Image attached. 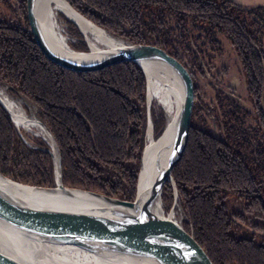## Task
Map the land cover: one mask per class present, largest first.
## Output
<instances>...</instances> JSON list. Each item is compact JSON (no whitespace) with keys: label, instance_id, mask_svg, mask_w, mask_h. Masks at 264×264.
Here are the masks:
<instances>
[{"label":"trees","instance_id":"16d2710c","mask_svg":"<svg viewBox=\"0 0 264 264\" xmlns=\"http://www.w3.org/2000/svg\"><path fill=\"white\" fill-rule=\"evenodd\" d=\"M66 1L111 35L161 47L185 66L195 93L190 133L171 172L173 184L163 186L162 208L167 214L177 207L183 229L213 264H264V0ZM2 6L0 87L34 107L55 138L63 185L134 201L148 123L143 68L129 61L84 73L60 67L37 46L26 0H2ZM66 23L82 42L73 48L88 51L77 26ZM220 38L230 44L244 76L250 100L238 106L245 112L241 118L233 95H226L230 87L213 85L206 76L211 70L204 59L209 64V53L222 50ZM197 73L210 91L199 85ZM150 111L156 139L167 118L154 104ZM33 143L21 138L0 102L1 174L54 187L48 143Z\"/></svg>","mask_w":264,"mask_h":264},{"label":"water","instance_id":"95a60500","mask_svg":"<svg viewBox=\"0 0 264 264\" xmlns=\"http://www.w3.org/2000/svg\"><path fill=\"white\" fill-rule=\"evenodd\" d=\"M41 2L42 0H26V18L37 46L48 61L81 73L100 71L127 61L140 66L162 64L178 78L182 97L178 98V106L173 117L167 118L163 133L154 139L151 100H148L149 92L146 88L147 133L149 130L152 133L151 144L154 143L156 169L154 180L148 186L140 187L147 153L153 151L146 144L141 153L134 201L121 200L91 190L65 187L61 180V158L56 140L47 127L35 117L44 136L49 140L48 152L53 160L55 186L45 188L22 184L1 172L0 177L44 197L48 195L56 200L81 203L73 205L58 201L54 204L40 205L17 196L13 197L0 188V224L9 226L17 232L43 236L56 242L82 245L110 253L120 252L132 257L151 259L157 264H212L192 234L183 229L181 221L173 218V209L166 214L162 208L163 186L166 182L173 184L171 172L184 155L190 133L195 98L192 78L187 69L164 49L150 44H132L117 40L114 48L98 50V54L94 55H91L88 43L89 50L83 53L74 49L73 54H68L67 51L58 52L50 45L37 17ZM65 3L81 16L73 6L66 1ZM0 102L4 106L1 97ZM1 247L0 245V264H30L10 254L9 251L2 250Z\"/></svg>","mask_w":264,"mask_h":264},{"label":"bare ground","instance_id":"6f19581e","mask_svg":"<svg viewBox=\"0 0 264 264\" xmlns=\"http://www.w3.org/2000/svg\"><path fill=\"white\" fill-rule=\"evenodd\" d=\"M38 7L37 17L40 20L42 29H44L50 45L58 52L67 51L68 54L75 53L74 50L69 49L66 44V39H64L58 31L56 18L53 17L55 9L64 14L73 24L77 25L84 38L87 40L91 55L98 54V50L114 48V46H116L118 39L109 36L105 31L98 28L97 25L94 26L90 24L83 15L82 17L77 15L67 6L64 0H42ZM88 53H90V51ZM140 67L143 68L147 76L148 100L158 97L161 106L167 108L169 111L167 118H172L178 106V98L182 97V90L178 78L168 67L162 64H144ZM3 104L9 112H11V116L16 119L18 126H25L24 124L27 118L24 116L19 106H17L12 99H10L7 104L3 100ZM151 136L152 133L149 130L146 144L149 145V148L153 149L154 143L153 145L151 144ZM154 149L147 153L148 157L144 162L145 170L140 183V187L142 188L148 186L150 182L154 180L156 169L154 165L156 157ZM0 188L2 190L4 189L6 193H9L13 197L17 196L23 200L26 199L27 201L40 205L54 204L61 201L51 198L48 195L44 197L37 192L33 193L30 189L22 188L1 177ZM61 202L73 205H79L81 203L80 201ZM0 245L3 247H1L2 250H7L10 254L30 264H157L151 259H144L137 256L132 257L120 252L110 253V251L93 248L89 249L82 245L56 242L55 240L47 239L43 236L17 232L9 226L1 224Z\"/></svg>","mask_w":264,"mask_h":264},{"label":"rangeland","instance_id":"374dc122","mask_svg":"<svg viewBox=\"0 0 264 264\" xmlns=\"http://www.w3.org/2000/svg\"><path fill=\"white\" fill-rule=\"evenodd\" d=\"M240 1L243 2V3L244 2H246V3L253 2L254 4L255 3L256 4L262 3L261 2L262 0H240ZM26 15H27V13H26ZM53 17L56 18L58 31H59L60 35H62L63 38L66 39L67 46L70 49H72V50L74 49L73 47H75V46H79L80 47L82 45V42L80 40H78V38H76L74 35H72L71 28H68V25L66 23L67 18L60 11H57L56 9H55ZM92 24H94V23H92ZM94 25H96V24H94ZM76 26L74 24V27H76ZM98 27H100V26H98ZM100 28L103 29L102 27H100ZM76 29L80 32L78 27H76ZM103 30H105V28ZM106 33L109 36L113 37L114 39H118L119 41H122V42H125V43L129 42V41H124L123 39L119 38L118 36H113L110 33H108L107 31H106ZM80 34H81V36L83 38L82 41L84 40L86 45H87L86 38H84V36L82 35L81 32H80ZM219 41L222 43L221 44L222 50L216 51V52L214 51V53L211 51L209 53L211 56H208V57H210V58L213 57V58H211V60H212L211 63L206 64V61L204 59V65H205L204 67L208 71L211 70L210 74L208 72L206 73V76H207V78L209 80V83L213 84L215 82L220 81L218 83V86H222V87H225L224 84L226 85V84H232L233 83L234 85H237L239 88H241V93H243L242 94V100L245 101V102H249L250 99H248V97L245 94V88L246 87L244 85V82H242L241 75H243V74H241V73L239 74V67L240 66L238 64L237 56L232 51V48H231L230 44L228 42H226L225 39L220 38ZM129 43H131V42H129ZM87 48H88V46H87ZM74 50L78 51L76 49H74ZM79 52H82V51H79ZM207 65H209V66H207ZM194 77H195V79H200L199 80V85L203 86V85H205V83H207V81H205L203 76H201L199 73H197V75H194ZM240 77H241V81H240ZM243 78H244V76H243ZM145 79H146V82H147V78H145ZM215 84H217V83H215ZM215 84H213V85H215ZM205 87H207V89L209 91L211 90L210 87L207 86V84L205 85ZM146 88L148 89V87H146ZM237 94H238V91H237ZM194 95H195V93H194ZM146 96H147V93H146ZM0 97L2 98V100H4V102L6 104L10 101V99H12L16 103V105L19 106V108L22 110L24 116L27 118L28 121L25 122V124H24L25 126L20 127V126H18V124H17L18 122L16 121V119L13 116H11V117H13L14 124H15L16 128L18 129V131H19V133L21 135V138H24L25 142L29 146H32L34 144L33 143L34 139H37V138L45 140L49 144V140L47 139V137L44 136V134H43V132L41 130V127H39V125L37 124L36 120L34 119L35 117L38 118V116H36V112H35L34 107H32L31 105L27 104L25 101H23L21 99L20 100H16V99L12 98L11 95L7 94V91L3 87H0ZM145 100H146V98H145ZM153 104L156 107H159L162 110H164V113L167 116L169 115L168 109L167 108H162L163 106H161L158 97H154L151 100V106ZM146 106H147V100H146ZM250 121H253V120L250 119ZM152 126H153V123H152ZM19 128H21V129H19ZM147 128H148V123H147ZM147 128H146V131H145V133H146V142H145V144L147 143V139H148ZM153 135H154V133H153ZM48 148H49V145H48ZM174 188H175V186H174ZM232 201H233V198L231 197V199L229 200L230 204L232 203ZM174 207H175V205L170 209V210L173 209L172 210L173 218L176 219L177 221H181L180 215L179 214L177 215V213H176V209L175 208H177V207H175V208ZM239 234L243 235L244 232L239 230Z\"/></svg>","mask_w":264,"mask_h":264},{"label":"flooded vegetation","instance_id":"af4514ba","mask_svg":"<svg viewBox=\"0 0 264 264\" xmlns=\"http://www.w3.org/2000/svg\"><path fill=\"white\" fill-rule=\"evenodd\" d=\"M3 6H2V0H0V14H3ZM29 23V22H28ZM216 31V30H215ZM220 42V41H219ZM221 43V42H220ZM222 44V43H221ZM241 72H240V67H239V74H240ZM241 77H242V82H244V78H243V75H241ZM241 77H240V81H241ZM230 88L229 89H227L230 93H227L226 95L228 96V97H231L232 95V100L235 102V104H233V107L234 106H236L237 108H238V110L240 111V113H239V115H237L238 117H243L244 116V113L245 112H243V109H241V108H239L238 106L240 105V104H242L243 105V103H244V101L242 100V94L243 93H241V88H239L237 85H234L233 83L232 84H227ZM237 91H238V94H237ZM225 95V96H226ZM226 96V97H227ZM236 114H238V111L236 112ZM227 115V114H226ZM227 116H229V115H227ZM229 119V118H228ZM228 119L226 120V121H228ZM249 119H250V117H249Z\"/></svg>","mask_w":264,"mask_h":264},{"label":"built area","instance_id":"2783aa9c","mask_svg":"<svg viewBox=\"0 0 264 264\" xmlns=\"http://www.w3.org/2000/svg\"><path fill=\"white\" fill-rule=\"evenodd\" d=\"M163 108V107H162ZM166 112V111H165Z\"/></svg>","mask_w":264,"mask_h":264}]
</instances>
